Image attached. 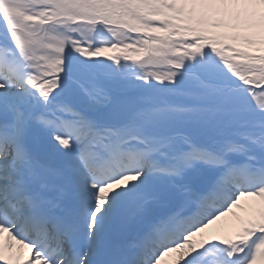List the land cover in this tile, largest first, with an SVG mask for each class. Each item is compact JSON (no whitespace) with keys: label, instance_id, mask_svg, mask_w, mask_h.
Listing matches in <instances>:
<instances>
[{"label":"snow or ice","instance_id":"1","mask_svg":"<svg viewBox=\"0 0 264 264\" xmlns=\"http://www.w3.org/2000/svg\"><path fill=\"white\" fill-rule=\"evenodd\" d=\"M0 264H264V0H0Z\"/></svg>","mask_w":264,"mask_h":264},{"label":"rangeland","instance_id":"2","mask_svg":"<svg viewBox=\"0 0 264 264\" xmlns=\"http://www.w3.org/2000/svg\"><path fill=\"white\" fill-rule=\"evenodd\" d=\"M242 203H245V202L242 201ZM234 213H236L237 215H241V216L244 215V213L240 209H235ZM221 223L225 225V231L223 234H229L232 226L235 223V217L231 215L229 217H225L222 219Z\"/></svg>","mask_w":264,"mask_h":264}]
</instances>
